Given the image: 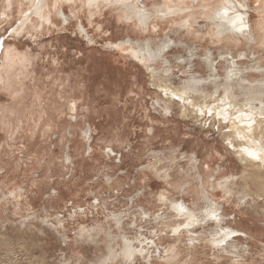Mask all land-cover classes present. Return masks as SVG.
I'll use <instances>...</instances> for the list:
<instances>
[{
	"label": "rangeland",
	"instance_id": "rangeland-1",
	"mask_svg": "<svg viewBox=\"0 0 264 264\" xmlns=\"http://www.w3.org/2000/svg\"><path fill=\"white\" fill-rule=\"evenodd\" d=\"M46 1L50 20L35 15L39 0H0V264H103L109 249L121 254L125 238L142 253L110 264H189L191 256L193 264H264V203L241 191L244 183L230 186L240 196L230 204L220 189L208 190L224 205L227 226L252 228L257 240L241 234L221 250L208 243L213 224L200 223L192 234L168 228L182 221L171 202L203 214L199 175L238 176L241 168L214 116L198 117L192 111L207 110L191 105L183 117L181 97L153 90L148 68L115 47L132 39L147 55L171 37L169 63L158 67L171 70L177 86L188 73H210L209 52L224 76L221 52L237 60L244 53L240 69L257 81L264 74V1L246 0L258 39L253 48L244 38L228 48L214 38L207 14L218 5L213 0H134L152 10L148 30L125 21L114 4ZM164 5L185 14H159ZM195 154L198 173L190 163ZM172 250L176 262L169 261Z\"/></svg>",
	"mask_w": 264,
	"mask_h": 264
},
{
	"label": "bare ground",
	"instance_id": "bare-ground-1",
	"mask_svg": "<svg viewBox=\"0 0 264 264\" xmlns=\"http://www.w3.org/2000/svg\"><path fill=\"white\" fill-rule=\"evenodd\" d=\"M86 1L90 8L94 7L98 9L100 4H114V6L116 5L120 8L125 21L135 22V20H137L141 24V27L146 29L149 27V22L151 24L150 20L153 17V13L151 14L152 10L150 12L145 9H139L134 0ZM213 1H216L218 5L216 9L214 8L215 10L212 14L209 13V11H212L210 9L207 14L212 22L211 26L214 27L211 31L214 38L216 37L221 43L226 41L227 48L230 46V42L242 41L241 38L247 39L250 43H254L251 47H255L258 39L255 35L251 16L249 15L250 13L248 12L249 14H247V11H249L247 10L249 8V2L246 0H242V2H240L241 0ZM38 3L39 4L34 10L35 15H37L41 20H50L51 17L47 15L45 10L47 7V1L39 0ZM172 4H174V2ZM182 9L183 7L172 8L171 6L164 5L159 8L157 12L162 15H178L179 12H183ZM187 9L189 10V8ZM189 19L186 22L182 21V26L185 29H187L188 25H190ZM191 21H193V18ZM138 30L140 29L138 28ZM127 40L128 41L126 42L115 45V47L123 51L129 50L131 56H133L135 60H138L141 64L148 68L152 77L151 87L153 90L162 94L166 98L174 96L181 97L179 100V106L183 117L188 116L189 111L186 107L193 105L194 107L207 110L202 111V109H200L201 111H192L198 117H202L203 115H212L214 116V121L218 120V131L219 134L222 135L223 143L226 146L229 155H232L237 159L239 168H241V172L238 176L234 174L227 176L228 174L226 173L218 177L217 175L219 172L211 174L206 178L199 175V178L197 179L200 180L202 185V198L199 197L197 200L203 199V202L206 205L203 214L201 213V215H199L195 212V210H192L183 202H171V211L176 219H182V221L177 222V225L175 224L169 226L168 228H170L176 235L185 230L187 233L192 234L191 228L196 227L200 223L213 224L215 225V230L210 232L211 238L208 240V243L221 250H226L227 246H230V242L235 241V237L241 234L246 236V238L251 237L253 240H257L256 236H258L259 232L253 230L252 228L248 229V233H244L241 230L227 226L228 222L226 220L227 215L225 207L224 205H219L213 200V195L210 192L212 190L209 191L208 188L211 187V189H220L222 193L227 195L223 201L230 204L231 200L240 199L239 195L235 196L236 193L231 190L232 188L230 189V186H238V184L244 183L243 190L241 191L248 192L253 195L256 205H261L260 202L264 203V74L262 73V79L250 81V77L253 78V76L251 74L247 75V73L244 74L240 69L241 64L239 65L238 63L241 61L240 59H242V57L245 59L247 55L241 53L238 55L239 59L237 60L233 53L221 52V58L223 56L224 62L227 63V67L225 69L226 74L224 76L223 74H220V69H218L219 63L216 62L218 66L213 64L214 54L209 52L205 59H203L205 60V65L210 70V73L206 76L188 73L189 75L186 80V84L177 86L176 80L173 77V72L168 68L160 69L158 67L161 63H169L164 57V51L168 48V44L171 43V37L156 51L150 49L147 55L144 53V47H142L141 43L136 44V46L139 47V50H136L132 39ZM145 44L149 49L148 46H150L151 43L146 42ZM168 51L170 50L168 49ZM197 55V53L191 54V57L194 58L192 63H194L196 57H199ZM253 56L255 55L253 54ZM227 57L230 58L228 59ZM251 69L253 70V68ZM211 87H214L213 92H209ZM167 109L166 115L172 116V113L170 112L171 109ZM198 159V154H195L190 160L193 171L196 173H198L201 169ZM231 161L232 160L230 159H226L227 165L222 166L225 172H227L228 168L231 167ZM254 189L256 192H254ZM240 192L238 193L240 194ZM12 195L13 197L15 196V194ZM195 205L198 206V203ZM124 240L126 245L121 254L117 255L113 248L109 249L108 257L105 259L103 264H110L119 257L129 262L134 261L139 253H142L141 249L138 250L137 247L134 246L133 242L129 241L127 238ZM189 241L193 243L195 240L190 238ZM237 241H239V239H237ZM235 256L236 258H240L238 254H235ZM178 259L179 254L176 253V251H170L169 261L176 262ZM193 260V256H191L189 264H193Z\"/></svg>",
	"mask_w": 264,
	"mask_h": 264
},
{
	"label": "snow or ice",
	"instance_id": "snow-or-ice-1",
	"mask_svg": "<svg viewBox=\"0 0 264 264\" xmlns=\"http://www.w3.org/2000/svg\"><path fill=\"white\" fill-rule=\"evenodd\" d=\"M181 211H182V209H181Z\"/></svg>",
	"mask_w": 264,
	"mask_h": 264
}]
</instances>
